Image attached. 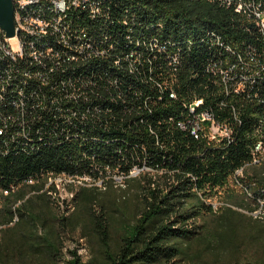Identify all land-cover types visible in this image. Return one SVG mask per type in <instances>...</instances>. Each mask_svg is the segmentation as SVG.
Segmentation results:
<instances>
[{
  "label": "trees",
  "instance_id": "trees-1",
  "mask_svg": "<svg viewBox=\"0 0 264 264\" xmlns=\"http://www.w3.org/2000/svg\"><path fill=\"white\" fill-rule=\"evenodd\" d=\"M99 1L106 15L84 26L103 55L61 62L46 87L33 95L24 91L21 111L12 91L0 99V233L14 232L0 239V261L19 264L31 254L39 264H228L224 256L239 252L235 234L248 231L263 241L264 234L226 214L219 224L204 223L211 213L204 199L242 168L246 200L232 205L248 212L257 208L264 156L251 164V150L264 122V76L236 96L225 94L206 68L227 57L235 61L233 52L246 59L248 52L260 54L263 36L248 15L208 0ZM47 88L55 91L47 94ZM195 100H201L196 111H210L216 122L227 124L228 140L195 138L179 126ZM134 167L155 176L139 186L137 210L125 218L114 242L110 216L94 210L103 207L98 187H79L69 215L43 190L48 173L97 180ZM112 183L104 186L112 190ZM79 212L86 219L77 225ZM220 221L229 227L218 233ZM78 227V239L91 234L98 245L99 257L89 262L76 252L78 239L71 233ZM66 239L75 248L67 249Z\"/></svg>",
  "mask_w": 264,
  "mask_h": 264
},
{
  "label": "built area",
  "instance_id": "built-area-1",
  "mask_svg": "<svg viewBox=\"0 0 264 264\" xmlns=\"http://www.w3.org/2000/svg\"><path fill=\"white\" fill-rule=\"evenodd\" d=\"M24 1H51L52 11H43L40 14H34V17H41L45 24H53L58 32L67 33V44H64V51H51L47 53V63H45V72H38V67L34 61L28 57V48H30L31 35L29 27H19L14 24L15 34L13 37L6 38L0 29V45L7 48V55H2V61H9L12 66L18 70V79H6L4 74H0V87L3 94L10 92L6 89V81L17 80V86L26 92V85H20V78H27V83L37 82V74H45V84H38L46 87L50 78L55 74L61 62H74L79 59H90L96 55H103L105 51L100 49L96 43L84 44L79 41L80 31H88L89 27L84 26V17L106 15L105 8H101L100 3H93L92 0H12L13 7L22 8ZM84 1H91V9H84ZM218 1L219 5H230L236 12L238 9H245V15H248L254 22L255 28L264 39V0H213ZM66 5L68 7V16H74V23H65V19H59L56 16V6ZM27 17V16H25ZM247 59L238 53L233 52L235 61L229 57L224 60L210 63L206 71L219 78L220 84L225 94L233 93L235 95L243 92L244 86L252 82L255 77L264 76V45L260 54L247 53ZM55 88H47L45 92L50 94ZM72 95H74L72 93ZM201 101H194L188 105L190 117L186 122L180 123L181 128H187L195 137L205 136L208 140L218 143L222 140H228L231 135V129L225 122L220 125H213V115L210 111L196 109ZM18 110V104L14 102ZM233 119L237 120L236 114ZM263 147L255 144L251 150L252 153H259ZM147 169L137 167L136 171ZM236 183V182H235Z\"/></svg>",
  "mask_w": 264,
  "mask_h": 264
},
{
  "label": "rangeland",
  "instance_id": "rangeland-1",
  "mask_svg": "<svg viewBox=\"0 0 264 264\" xmlns=\"http://www.w3.org/2000/svg\"><path fill=\"white\" fill-rule=\"evenodd\" d=\"M264 153V148L262 150V154ZM155 176V172L149 171V170H143V171H135L131 175V182L127 183V181H123L121 179V176H114V182L112 183V190H108L109 186H104L102 182L97 181L93 183V180L90 181H80L71 183L68 186L66 184L60 185V189L58 194L56 195L59 200L65 199L59 207L55 205L54 207L58 208L63 215H69L72 213L73 209L75 207L74 204V195L78 191L79 187L81 186H90L95 185L98 187L100 192L104 193L101 197L103 199L102 206H95L94 210L97 214H99L101 211L104 212V215H109V236L112 238V241L117 240L120 229L122 226L126 224L127 221H124L126 217H130L135 210H137V202L139 197L137 196V191L139 190V186H145L146 181L152 177ZM243 174H238L235 176H231L222 186H219L215 188L212 192L207 193L208 196L205 197V203L208 204L211 207V213L210 215H205L203 221L204 223L208 224H219V218L221 219V216L223 215H229L233 216L234 221L235 219H239L238 223L240 225H244L246 228H249L252 232H261L264 234V201L261 199V197L256 198V204L257 208L253 210L252 212L246 211L244 208H236L234 205H232V202L243 199L246 200V192L245 189L242 186L241 178ZM44 178V177H43ZM236 182V183H235ZM24 188L22 186H19L18 189ZM73 194L72 196V202L69 200V195ZM67 196V197H65ZM249 196V193L247 195ZM67 200V201H66ZM3 203V198L0 196V205ZM19 202L12 205V210L18 205ZM71 204V205H69ZM66 205V206H65ZM70 206V207H69ZM69 207V208H68ZM75 210H77L75 208ZM74 210V211H75ZM236 212V213H234ZM81 214V212L78 213L79 219L77 222V225L81 224L84 219H86V215ZM13 220H15V217L17 215H13ZM129 222V221H128ZM131 222V221H130ZM221 225L216 229L218 233L222 232L224 229L227 230L228 222L220 221ZM235 227L237 229L238 224L237 221L234 223ZM240 227V226H239ZM238 227V228H239ZM233 228V227H231ZM3 229V227H2ZM1 230V226H0ZM225 230L223 232H225ZM208 231V230H207ZM82 228L78 227L76 228L71 234L72 238L78 239L79 236L82 235ZM14 232L9 231L5 232L4 235H11L13 236ZM2 233H0V239L4 236ZM223 235V234H222ZM90 237V238H89ZM89 237L85 239H78V244L76 245V252L77 255L81 258L83 262H89L93 257H99L98 254V245L94 241L91 234ZM212 238V236H210ZM227 236L223 235V240H225ZM235 243L239 242V252L234 253L233 255H227L224 256L225 259L230 257L226 262L229 264H262V261H264V249L263 246V236L255 233H249L248 231H242L238 234L234 235ZM233 238V240H234ZM68 239V238H67ZM66 239V240H67ZM213 239V238H212ZM218 241L220 239V236L216 238ZM73 240H67L65 247L67 249L75 248L73 244ZM261 250V251H260ZM224 250H222V253ZM189 253H192L190 251ZM206 258L209 260L211 256V252L209 250L206 251ZM31 254L26 255V259L22 261L23 263L19 264H39L37 261L38 259H29ZM245 256V257H243ZM41 257V256H40ZM66 258H70L69 255H66ZM44 260V259H41ZM249 262V263H248ZM0 264H13L9 262H2L0 261ZM41 264V263H40ZM96 264H101L96 262Z\"/></svg>",
  "mask_w": 264,
  "mask_h": 264
},
{
  "label": "bare ground",
  "instance_id": "bare-ground-1",
  "mask_svg": "<svg viewBox=\"0 0 264 264\" xmlns=\"http://www.w3.org/2000/svg\"><path fill=\"white\" fill-rule=\"evenodd\" d=\"M92 1H93V3H100L99 0H92ZM208 1L218 3V1H213V0H208ZM222 6L230 7V5H222ZM84 9H91V1H84ZM43 11H52V2L51 1H24V2H22V8L13 7V22H14V24L16 26H19V27H29L31 35H34V37H31L30 48H28V57L30 58L31 61H34L36 63V66L38 67V72H45V63H47V53H45V52H51L52 50L53 51H64V44H67V33L58 32V29L53 24H45V26H44V19L43 18L33 16L34 14H40ZM238 13L245 14V9H238ZM25 16H27V17H25ZM56 16H58L59 19H65V23H74V16H68V7L66 5H57L56 6ZM97 19H98V16L84 17V22L85 21H91L92 22L93 20L96 21ZM85 25H87V24H85ZM90 39H92V38H90ZM90 39H89V36H88L86 31H80V34H79V41L80 42H84V44H91L92 40L90 41ZM2 55H7V48H3L0 45V58H2ZM0 74H4L6 79H18L17 67L12 66L9 61H2V63H0ZM38 84H45V74H37V82L27 83V78H20V85H26V92L29 93L30 95H33L34 93L36 94V92L41 89V86ZM6 89H9L10 92L12 91L13 93H15V102L18 104V110L21 111L23 109V104H24L23 98H24V94H25L24 91L25 90H23L17 86V80L6 81ZM213 89H214V87H213ZM206 95H208V94H206ZM2 96H3V91L1 90V87H0V99ZM236 96H239V95H236ZM196 97L198 98V96H196ZM217 98H219V97H217ZM249 98L251 99V97H249ZM253 100H254V98H253ZM195 101H201V100H195ZM233 103H235V102H233ZM236 106H237V104H236ZM237 108H238V106H237ZM220 124H221V122H216L213 118V125H220ZM259 125H260L259 129L255 132L256 133L255 138L257 140L256 144H258L259 147L264 148V122L261 121V119L259 121ZM0 129H2V128H0ZM1 131H0V134H1ZM263 148H261L259 153H252L251 164H257L263 158V156H264V153L262 154ZM136 168L137 167L132 168L127 174L111 173V175L105 176L104 178L99 177V179H97V180L93 179L94 177L92 178L88 175L71 176V175H67L64 173H57V174L48 173L45 176L46 183H45L43 190L46 191L50 200L55 205H57L59 207V205H61L63 203V201L66 199L65 198V199L59 200L60 198L58 199L56 196L59 192L60 185L66 184V186H68L71 183L80 182V181H90V180H93V183L100 181V180H101L100 182L104 183V181L112 179V182H114V176H121L120 178L123 179V181H126L127 178H130L131 175L133 173H135ZM143 170H149V169L148 168L147 169H140L139 171H143ZM242 172H243L242 168H239L234 172V174L232 176H235L238 174L241 175ZM136 173H137V171H136ZM107 174H109V173H107ZM31 182L32 181H29V183H31ZM90 186H93V184ZM2 193L8 194L7 191H3V190H2ZM69 196L70 197H69L68 201L70 202L72 200L73 194H70ZM65 197H67V196H65ZM260 197L264 201V191L260 195ZM69 205H71V204H69ZM12 217H14V216H12ZM16 219H17V217H15V220Z\"/></svg>",
  "mask_w": 264,
  "mask_h": 264
},
{
  "label": "water",
  "instance_id": "water-1",
  "mask_svg": "<svg viewBox=\"0 0 264 264\" xmlns=\"http://www.w3.org/2000/svg\"><path fill=\"white\" fill-rule=\"evenodd\" d=\"M0 29L6 38L15 34L12 0H0Z\"/></svg>",
  "mask_w": 264,
  "mask_h": 264
}]
</instances>
